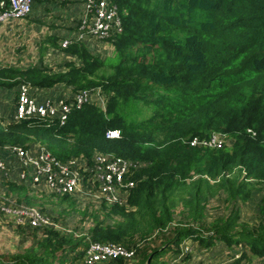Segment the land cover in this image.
Wrapping results in <instances>:
<instances>
[{
	"label": "trees",
	"instance_id": "trees-1",
	"mask_svg": "<svg viewBox=\"0 0 264 264\" xmlns=\"http://www.w3.org/2000/svg\"><path fill=\"white\" fill-rule=\"evenodd\" d=\"M112 1L124 24L123 32L108 40L114 64L93 53L87 42L63 48V38L56 35L47 37L50 46L43 51L51 48L62 59L69 57L58 69L41 63L43 55L26 67L0 63V154L7 159L6 145L37 142L62 160L113 153L143 163L132 174L137 184L124 205L100 202L93 211L84 210L94 219L86 235L75 237L53 226H17L32 243L11 261L0 258V264H84L91 241L136 249L131 260L97 264H166L167 253L178 256L182 244L192 240L203 248L223 242L230 253L240 247V256L234 253L229 264H263L264 0ZM22 83L40 89L63 85L73 94L101 87L106 109L86 103L74 108L64 124L16 120ZM114 129L120 137H107ZM213 133L225 134L228 143L222 148L190 145L194 137ZM0 172L18 204H39L55 219L27 183ZM216 197L224 198L230 212L210 222L207 204ZM58 200L71 211L81 199L67 194ZM255 201V213L245 219L243 208ZM179 205L181 222L175 216Z\"/></svg>",
	"mask_w": 264,
	"mask_h": 264
},
{
	"label": "built area",
	"instance_id": "built-area-1",
	"mask_svg": "<svg viewBox=\"0 0 264 264\" xmlns=\"http://www.w3.org/2000/svg\"><path fill=\"white\" fill-rule=\"evenodd\" d=\"M82 6L78 16V34L76 37L62 39V47L66 48L74 41L89 43L90 40H113L124 30L123 19L118 4L112 0H77ZM36 0H0V25L11 20L27 18L33 11ZM60 98L52 99L46 92H36L30 83H22L18 87L15 105L16 120L59 121L64 124L74 108H81L89 102H96L106 109V96L101 87L88 88L76 93L68 92ZM40 96H44L40 100ZM120 130H109L107 137H120ZM227 136L222 133L201 138L194 137L190 145L222 148ZM8 158L0 155V171L12 178L10 161L21 163L16 176L18 181L28 186H43L51 194L63 196L74 195L95 197L97 201L110 205H124L131 189L137 184L132 178L136 169L143 166L142 162L117 156L113 153L97 151L91 160L71 157L62 160L44 145L24 147L8 145L4 148ZM0 212L11 217L17 226L46 227L56 224L53 219L36 206L26 204L0 203ZM193 251L190 242L182 244V257ZM135 248H128L118 243L91 241L85 251L84 264H97L111 259H133ZM238 256V255H237Z\"/></svg>",
	"mask_w": 264,
	"mask_h": 264
},
{
	"label": "rangeland",
	"instance_id": "rangeland-1",
	"mask_svg": "<svg viewBox=\"0 0 264 264\" xmlns=\"http://www.w3.org/2000/svg\"><path fill=\"white\" fill-rule=\"evenodd\" d=\"M32 14L33 11L30 16H32ZM30 16L22 20H11L0 25V63L3 65L26 67L39 63L41 56L43 55L41 63L54 69H58L61 64H64L66 60L69 59V57H67L68 59H62L58 56L57 52L51 51V48L47 49V51H43L44 46H50H48V43L46 42L47 37L50 36V31L48 28H45V23H43V21H33ZM34 22L36 23V26H33ZM68 37H71V35ZM88 45L93 53L104 58L108 63L114 64L117 61L116 55H113L114 46L111 42L106 40H90ZM49 51L51 52L49 53ZM104 72L109 74L111 69L107 68ZM58 87H63V85H57L54 87L55 91L53 92L49 93V91H46V93H49L50 98L56 99L60 98L62 95H69L68 91H60L57 89ZM43 98L44 96H40V100ZM9 104H11V101ZM145 114H149V111L146 110V108ZM37 143H33L35 144L34 146H37ZM227 143L228 139L226 140V144ZM33 144H28L27 146ZM7 146L8 145L5 147ZM10 167L12 170L19 172L18 169L21 167V163L12 162ZM17 172L12 176L16 175ZM4 181L5 180H1L0 176V203L18 204L17 193L9 190L7 184H2ZM29 189L31 191L30 194H35L41 199V201H44L46 209H49L52 213V217L55 218L53 219V222L56 224V226L52 225L54 228L65 234H73L75 237L86 235L90 232V229L94 225V219L92 216H84L82 212L86 209L91 212L95 208H98L99 204H101L100 201H97L98 198L79 197L81 200H78V204L76 203V209L69 211L68 203H62L61 200H58L60 197L59 195H52L43 186H30ZM44 194H47L48 196ZM257 201L253 203L252 207L248 208L245 206L243 208L245 219L255 213V210L258 207ZM36 205L37 207L39 206L38 208L40 209L41 206L39 204ZM230 207L231 206L224 202V198L220 199L216 197L211 199L209 204H207V221L211 222L216 217L228 215ZM182 210L183 206L181 205L175 210V216L179 222L183 221ZM41 235L42 231L38 232V236ZM152 239H154V237H152L151 240ZM32 240L33 238L31 235L26 236L19 228H17V225L11 217H3L0 214L1 259L11 261L12 256L23 252L29 245H31ZM190 246L193 247V255L190 259L184 260L187 254L180 257L182 251L178 256H175L171 251L163 257L162 261H165L166 264H229L234 258L240 256V253L236 254V252L241 251L240 247H237L234 249L235 252L233 251L230 253L229 249H224L226 246L223 242H217L211 248H203L198 242L192 240L190 241ZM233 254L234 258L232 257Z\"/></svg>",
	"mask_w": 264,
	"mask_h": 264
},
{
	"label": "crops",
	"instance_id": "crops-1",
	"mask_svg": "<svg viewBox=\"0 0 264 264\" xmlns=\"http://www.w3.org/2000/svg\"><path fill=\"white\" fill-rule=\"evenodd\" d=\"M82 11V6L77 0H36L31 19L33 21H43L45 28H48L50 35H56L60 38H66L69 35L76 37L78 34V27L75 25L78 22V16ZM47 25V26H46ZM33 26H36L34 22ZM60 91H70L65 86L57 88ZM55 91L53 89L36 88V92ZM49 93H46L49 96ZM2 98L0 97V100ZM1 111V110H0ZM15 163L10 162V165ZM16 171L13 170L12 174ZM227 249V248H224ZM225 252V251H224ZM193 262V261H192ZM264 264V261L260 262ZM195 264V263H192Z\"/></svg>",
	"mask_w": 264,
	"mask_h": 264
}]
</instances>
